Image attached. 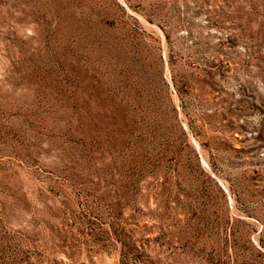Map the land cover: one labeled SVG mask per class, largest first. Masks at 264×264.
<instances>
[{
	"label": "rangeland",
	"instance_id": "rangeland-1",
	"mask_svg": "<svg viewBox=\"0 0 264 264\" xmlns=\"http://www.w3.org/2000/svg\"><path fill=\"white\" fill-rule=\"evenodd\" d=\"M0 264H264V0H0Z\"/></svg>",
	"mask_w": 264,
	"mask_h": 264
}]
</instances>
